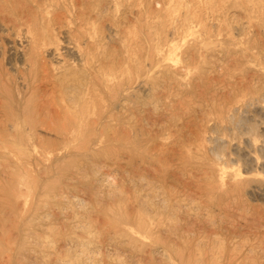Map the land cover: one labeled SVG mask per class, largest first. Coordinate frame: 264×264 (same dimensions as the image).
<instances>
[{
    "label": "rangeland",
    "instance_id": "rangeland-1",
    "mask_svg": "<svg viewBox=\"0 0 264 264\" xmlns=\"http://www.w3.org/2000/svg\"><path fill=\"white\" fill-rule=\"evenodd\" d=\"M0 170L12 264H264V0H0Z\"/></svg>",
    "mask_w": 264,
    "mask_h": 264
},
{
    "label": "bare ground",
    "instance_id": "bare-ground-1",
    "mask_svg": "<svg viewBox=\"0 0 264 264\" xmlns=\"http://www.w3.org/2000/svg\"><path fill=\"white\" fill-rule=\"evenodd\" d=\"M39 4V3H38ZM40 7V6H39ZM8 8V7H7ZM42 8V7H41ZM15 9V8H14ZM47 11V10H46ZM42 15V14H41ZM44 16V15H43ZM87 23H84V24H88V26H89V28H88V26H87V28H86V32L84 31V29L85 28H83V30H81V31H83V32H85L86 34V36H87V38L88 39H90V37H92V34L94 33V30L96 29L95 28V26L93 27V28H95L94 30H93V28L90 26V25H93L92 23V21H94V20H92V18H88L87 19ZM95 22V21H94ZM30 26V25H29ZM86 26V25H85ZM79 27H81L82 28V24H80L79 25ZM84 27V26H83ZM49 28V27H48ZM36 29H38V28H36ZM30 30H32V29H30ZM43 30V29H42ZM42 30H41V34H42ZM51 30V29H50ZM26 34V33H25ZM24 34V35H25ZM44 34H45V32H44ZM35 35L37 36V34L35 33ZM38 35H40V34H38ZM80 35V34H79ZM82 35V34H81ZM28 36V35H27ZM33 36V35H32ZM45 36V35H44ZM43 36V37H44ZM83 36V35H82ZM34 37V36H33ZM50 37V36H49ZM48 37V38H49ZM77 37V36H76ZM79 37V36H78ZM27 38L28 37H26V39H25V41H27ZM32 38V37H31ZM38 38V37H37ZM36 38V39H37ZM52 38V37H51ZM73 38H75V37H73ZM82 38V37H81ZM78 39V38H77ZM38 40V39H37ZM44 40V39H43ZM76 40V39H75ZM73 40V41H70L71 43H73V44H75V45H78L79 44V42H78V40ZM42 41V40H41ZM79 41H80V37H79ZM54 42V41H53ZM48 43V42H47ZM48 44H50V43H48ZM169 46H171V50H172V52H174L173 54H175L176 53V51H175V46L174 45H169ZM66 47H68V48H70L74 53H76V54H81V56L83 57L84 56V54L83 53H79L80 52V50L78 51L77 49H75L74 47H72V46H66ZM39 50V49H38ZM37 50V51H38ZM27 53H28V51H27ZM30 53V52H29ZM23 55V54H22ZM89 54H87V55H85L84 56V58H85V60H86V62H88V63H90V64H92V62H91V59H89V56H88ZM26 56V55H25ZM30 56V55H29ZM24 57V56H23ZM31 57V56H30ZM29 57V58H30ZM25 58V57H24ZM92 58V57H91ZM29 61V60H28ZM35 64V63H34ZM91 72V71H90ZM58 76V75H57ZM61 76V75H60ZM57 78V77H56ZM67 78V77H66ZM59 79V78H58ZM57 79V80H58ZM61 79H65V78H61ZM70 79V78H69ZM60 80V79H59ZM68 80V79H67ZM77 80V79H76ZM107 80H111V78H107ZM74 81H75V79H74ZM83 81V80H82ZM76 82V81H75ZM74 82V83H75ZM91 83H92V81H91ZM142 83V80H139L138 81V84H141ZM79 84V83H78ZM81 84H82V82H81ZM85 84H86V82H85ZM90 84V83H89ZM80 85V84H79ZM55 87H56V85H55ZM81 87H83V85L81 86ZM85 87V86H84ZM80 88H78V86H75L72 82H71V80H68V81H64V80H62V81H60V82H58V84H57V89H56V91L57 92H54V93H57L56 94V101H55V97H51L52 99H54V105L51 103V101H52V99L50 100V103H48L47 101H45L46 102V104H47V107H46V105L43 103V106L41 107L44 111H45V114H46V116L48 117V115H51V117H53V119L52 120H54V116L56 117L55 119H57L58 118V120L59 119H61V117H64V119H67L68 121H70V124H69V126L67 127V128H71L72 130L74 129V130H83V131H85L84 129H86V128H88V122H86V119H88L89 118V114L91 113V112H88L89 111V106H90V104H92L93 103V95L95 94L94 93V88L92 87V86H87V88L85 87V89L84 90H79ZM55 95V94H54ZM57 95H58V98H57ZM50 96H52V95H50ZM47 99V98H46ZM49 100V99H48ZM96 100V99H95ZM39 101V100H38ZM41 101V100H40ZM59 101V102H58ZM36 102V101H35ZM44 102V101H43ZM38 103V102H37ZM41 103V102H40ZM35 104V103H34ZM49 104H51L52 106H53V108L51 107V106H49ZM36 105V104H35ZM44 105H45V107H44ZM6 106V105H5ZM50 108H52V109H50ZM39 107H40V105H39ZM92 107V106H91ZM36 107H34V109H35ZM92 109V108H91ZM9 110H10V108H9ZM26 110V109H25ZM6 111V110H5ZM91 111H93V110H91ZM39 112H41V111H39ZM38 113V112H37ZM5 115H7V114H5ZM39 116V115H38ZM7 117H8V115H7ZM50 118V117H49ZM43 119V118H42ZM48 120V119H47ZM46 120V121H47ZM89 120V119H88ZM91 120V119H90ZM89 120V121H90ZM49 121V120H48ZM63 121V120H62ZM44 122V121H43ZM52 122V121H51ZM50 122V123H51ZM47 123V122H46ZM49 123V122H48ZM47 123V126L48 127H50L51 125L50 124H48ZM53 123V122H52ZM45 124V123H44ZM65 124H67V123H65ZM65 124L63 125V127L65 128ZM41 125V124H40ZM4 126V125H3ZM90 127V126H89ZM47 128V127H46ZM56 128L57 127H55L54 128V130H56ZM58 129V128H57ZM60 129V128H59ZM53 129L52 128H50V131H52ZM66 130H68V129H66ZM63 131V130H62ZM57 132V131H56ZM58 133V132H57ZM61 133V132H60ZM60 140V139H59ZM53 144V143H52ZM10 163V162H9ZM13 168V167H12ZM15 168V167H14ZM24 168V170L27 168H25V167H23ZM20 169V168H19ZM5 170V169H4ZM14 170V169H13ZM1 171V170H0ZM3 171V170H2ZM10 171H11V169H10ZM21 171V170H20ZM11 173H12V171H11ZM16 172H13L12 174H15ZM22 173V172H21ZM1 174H2V172H1ZM0 174V175H1ZM11 174V175H12ZM16 174H18V173H16ZM23 174V173H22ZM3 175V174H2ZM5 175V174H4ZM3 175V176H4ZM9 176L8 174H7V176L9 177V178H11L12 180V182L11 183H8V184H10V186L12 187V188H10V187H7L8 189H11V193H12V189L14 190V188H15V190H16V187H17V190L19 189V190H21V188H19L20 186L21 187H24L25 189V191L24 190H22V191H24V193H22V191H20V198L21 197H23L21 200L23 201L22 202V205H23V208H27V206L29 205V203H30V197H29V193L27 192L28 191V189H29V187L28 186H30V184L28 185V179H29V175H28V172H27V170H25V172H24V174H23V178H21V177H19V176H17L16 175V177L15 178H18V179H14V177L13 176ZM20 176H22L21 174H19ZM3 176H2V180H3ZM15 176V175H14ZM4 177H6V176H4ZM13 177V178H12ZM8 178V179H9ZM8 179L6 178H4V181H8ZM0 181L1 182V184H2V182L3 181ZM10 180V179H9ZM14 180H15V182H14ZM31 182V181H30ZM29 182V183H30ZM6 185H7V182L5 183ZM7 186H9V185H7ZM3 187H5V185L3 186ZM1 189H2V187H0V193L2 194V191H1ZM6 189V188H5ZM23 189V188H22ZM31 189V188H30ZM19 190H18V193H19ZM32 190V189H31ZM4 192V191H3ZM8 192V191H7ZM9 193H10V190H9ZM14 193L16 194V191H13V193H12V195H14ZM22 193V194H21ZM4 194V193H3ZM8 194V193H7ZM6 195V194H5ZM10 196V195H9ZM1 197V196H0ZM3 197V196H2ZM4 198H7L8 200V202L7 203H9L11 200L8 198V197H4ZM4 198H1L0 199V201L2 200L3 202L6 200V199H4ZM1 204V203H0ZM13 204V203H12ZM32 204V203H31ZM3 205V203L1 204V206ZM8 206L10 205V203L9 204H7ZM6 202H5V209H4V211L6 210ZM0 206V207H1ZM4 206V205H3ZM9 207H12V205L11 206H9ZM32 207V206H31ZM13 209V208H12ZM19 210V209H18ZM0 212H2V211H0ZM19 213H20V211H19ZM44 215V214H43ZM10 220V219H9ZM27 220V219H26ZM2 221V220H1ZM5 221V220H4ZM4 223V222H3ZM3 223H1L2 225H3ZM28 223V222H27ZM1 228V227H0ZM5 228H6V225H5ZM9 228H13V227H9ZM8 228V229H9ZM14 230V229H13ZM0 231H2V230H0ZM9 231V230H8ZM10 231H12V230H10ZM0 233H2V232H0ZM7 234V233H6ZM9 234H10V232H9ZM0 235H2V234H0ZM8 237H10V235L8 236ZM2 239V238H1ZM3 240V239H2ZM3 243H4V241H2ZM6 242H9V241H6ZM11 242H13L12 240H11ZM13 243H15V242H13ZM12 247V245H10V242H9V244H7L6 243V245H1V247H0V251H2L3 249L5 250V251H8V253L10 254H8V256L9 257H7V258H9L8 259V261L6 262V263H8V264H12V261H11V256H12V254H11V252H10V248ZM5 255H6V253H5ZM4 257V256H3ZM5 258H6V256H5ZM4 258V259H5ZM13 258V257H12ZM0 260H1V258H0ZM1 261H3V260H1ZM2 263V262H1ZM3 263H5V262H3Z\"/></svg>",
    "mask_w": 264,
    "mask_h": 264
}]
</instances>
